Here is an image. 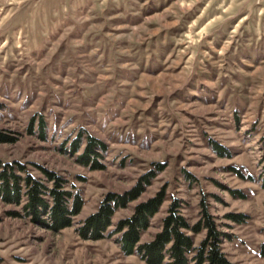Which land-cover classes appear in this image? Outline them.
<instances>
[{
    "label": "rangeland",
    "instance_id": "374dc122",
    "mask_svg": "<svg viewBox=\"0 0 264 264\" xmlns=\"http://www.w3.org/2000/svg\"><path fill=\"white\" fill-rule=\"evenodd\" d=\"M0 133L1 162L84 200L56 232L0 198V264H146L109 234L162 191L142 243L177 200L192 224L214 216L232 263L264 264V0H0ZM81 133L107 144L103 170L71 153ZM151 172L108 237L84 239L106 196Z\"/></svg>",
    "mask_w": 264,
    "mask_h": 264
},
{
    "label": "trees",
    "instance_id": "16d2710c",
    "mask_svg": "<svg viewBox=\"0 0 264 264\" xmlns=\"http://www.w3.org/2000/svg\"><path fill=\"white\" fill-rule=\"evenodd\" d=\"M44 130L43 124L41 127ZM5 141L0 133V142ZM84 145V147H83ZM83 147L81 154L80 151ZM224 155L225 149L217 147ZM108 151L107 144L92 135L82 133L71 145V153L79 154L77 161L92 170H103V158ZM223 151V152H222ZM264 160V150H263ZM38 170L42 178L18 163L0 161V198L8 204L22 205L25 215L53 231H61L71 226L72 219L79 215L84 207L80 191L71 188L69 182L54 171L41 166ZM151 172L143 176L136 187L123 195L108 194L96 213L89 216L81 228L84 239L100 241L108 237L109 228L115 214L127 208L151 185L154 177ZM264 188V168L262 175ZM165 192L138 204L133 214L121 220L109 236H118L116 243L127 255H138L146 264H234L224 253L222 245L229 235L219 230L214 216L204 208L200 219L191 223L182 212L179 201H174L161 222V229L146 243L141 239L151 227L165 201ZM18 216V214H15ZM230 219L241 222L242 215H230ZM204 234L199 245L195 235Z\"/></svg>",
    "mask_w": 264,
    "mask_h": 264
}]
</instances>
